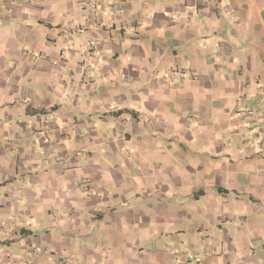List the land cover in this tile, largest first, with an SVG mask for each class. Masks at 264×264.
Here are the masks:
<instances>
[{"label":"crops","instance_id":"obj_1","mask_svg":"<svg viewBox=\"0 0 264 264\" xmlns=\"http://www.w3.org/2000/svg\"><path fill=\"white\" fill-rule=\"evenodd\" d=\"M0 264H264V0H0Z\"/></svg>","mask_w":264,"mask_h":264},{"label":"built area","instance_id":"obj_2","mask_svg":"<svg viewBox=\"0 0 264 264\" xmlns=\"http://www.w3.org/2000/svg\"><path fill=\"white\" fill-rule=\"evenodd\" d=\"M89 44L91 45L92 44V42H89ZM78 184H80V185H82L83 187H85V189H86V194H90V191H89V187H88V182L86 181V180H79L78 181Z\"/></svg>","mask_w":264,"mask_h":264}]
</instances>
